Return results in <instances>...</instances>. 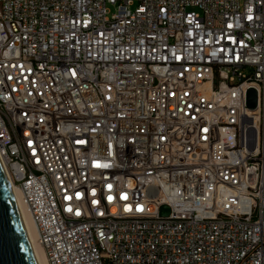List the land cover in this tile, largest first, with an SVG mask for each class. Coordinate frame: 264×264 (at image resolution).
I'll use <instances>...</instances> for the list:
<instances>
[{"label": "built area", "instance_id": "2783aa9c", "mask_svg": "<svg viewBox=\"0 0 264 264\" xmlns=\"http://www.w3.org/2000/svg\"><path fill=\"white\" fill-rule=\"evenodd\" d=\"M0 160L48 264H264V0H0Z\"/></svg>", "mask_w": 264, "mask_h": 264}, {"label": "water", "instance_id": "95a60500", "mask_svg": "<svg viewBox=\"0 0 264 264\" xmlns=\"http://www.w3.org/2000/svg\"><path fill=\"white\" fill-rule=\"evenodd\" d=\"M249 108L257 105V94L250 89L247 96ZM167 205L161 214H169ZM0 264H38L24 221L20 214L12 186L0 160Z\"/></svg>", "mask_w": 264, "mask_h": 264}, {"label": "bare ground", "instance_id": "6f19581e", "mask_svg": "<svg viewBox=\"0 0 264 264\" xmlns=\"http://www.w3.org/2000/svg\"><path fill=\"white\" fill-rule=\"evenodd\" d=\"M13 193H14L20 214H21L22 219L24 221V225H25L27 234L29 236L32 248L34 250L37 262H38V264H48L43 249L37 244V242L35 240V230H34V225H33L32 219L30 218L29 214L23 209L22 205L19 204L16 191L13 190Z\"/></svg>", "mask_w": 264, "mask_h": 264}, {"label": "rangeland", "instance_id": "374dc122", "mask_svg": "<svg viewBox=\"0 0 264 264\" xmlns=\"http://www.w3.org/2000/svg\"><path fill=\"white\" fill-rule=\"evenodd\" d=\"M135 6H132V8H134ZM108 8L110 9V12L111 13H114L116 10H115V7L112 6V5H108Z\"/></svg>", "mask_w": 264, "mask_h": 264}]
</instances>
